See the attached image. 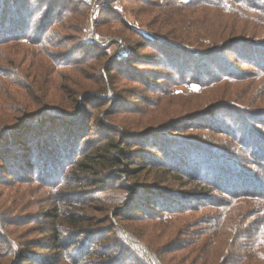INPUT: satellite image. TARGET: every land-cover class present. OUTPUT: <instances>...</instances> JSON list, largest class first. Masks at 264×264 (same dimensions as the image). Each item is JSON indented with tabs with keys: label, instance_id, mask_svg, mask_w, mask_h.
<instances>
[{
	"label": "rangeland",
	"instance_id": "374dc122",
	"mask_svg": "<svg viewBox=\"0 0 264 264\" xmlns=\"http://www.w3.org/2000/svg\"><path fill=\"white\" fill-rule=\"evenodd\" d=\"M171 1L30 0L27 34L0 42V124L3 118L6 124L14 122L19 108L29 113L44 105L76 114L70 122L79 121L78 131L81 120L94 115L98 125L81 131V149L87 147L89 153L94 143L122 133L115 139L139 149L141 157L133 163L145 169L133 179H108L101 173L100 182H110L108 191L95 187L87 173L79 178L60 159L57 175L54 162L47 164L48 174L37 168L0 177V264H154L157 249L163 251V264H264L263 149L246 144L244 136L253 133L258 138L251 141L264 145V0H173L175 10L170 11L165 3ZM152 32L169 39L178 34L177 42L171 41L176 47L164 41L159 48L150 45L145 34ZM208 35L222 40L212 43ZM239 39L259 48L255 52L261 55L251 61L250 46ZM229 40L236 46L216 52L213 60L225 61L230 70L202 60L206 73L195 76L187 48L211 51ZM173 50L188 59L180 72L165 60ZM38 133L48 140L54 129L23 127L7 133L0 152L37 159L42 148L34 150L31 143ZM196 151L220 161L222 187L227 189L229 180L237 186L222 190L204 171L199 177L196 171L188 176L177 169L180 179L168 177L164 154ZM196 154L198 159L201 153ZM128 183L151 194L133 200L126 212L118 197L129 201L123 191ZM201 185L207 186L204 193L185 198ZM76 189L81 190L75 194ZM170 192L175 208L189 209L144 214L133 209ZM71 206L81 221L92 217L94 223L70 227L63 237L75 245L68 250L39 249L38 231L58 224L69 227L50 215L61 207L62 213H71ZM118 208L131 218L113 217L111 211Z\"/></svg>",
	"mask_w": 264,
	"mask_h": 264
},
{
	"label": "trees",
	"instance_id": "16d2710c",
	"mask_svg": "<svg viewBox=\"0 0 264 264\" xmlns=\"http://www.w3.org/2000/svg\"><path fill=\"white\" fill-rule=\"evenodd\" d=\"M30 2V0H23L22 2H18L17 0H3L2 4H0V42H6L10 39H14L16 38L18 35L22 36L24 34H27V31L30 28V23H31V17H29L28 15H25V12L27 11L26 6L27 4ZM166 7L170 8V11L175 10V7H171L173 6L175 3L172 0L171 3L168 2L165 3ZM212 4V3H211ZM242 5H245V3L243 2ZM188 7V6H187ZM27 13V12H26ZM26 16V17H25ZM207 24V22H206ZM157 31H159L158 29H156ZM220 30H224V28L220 29ZM140 37L144 36L143 33L138 34ZM145 38L152 44V46H154L155 48H159L158 44L161 41L170 43L171 46H175L173 43H171V41H175L177 42V39H179L178 34H171V38H161L157 33L152 32V33H146L145 34ZM208 39L210 40V42L214 43L217 41L222 40V38H215V36L213 35H208ZM182 41V40H181ZM236 42H240V44L243 45H248L250 46V50L248 52V55H250L251 61H254L257 56V52H255L256 49L259 50V48H255L250 45L246 40L244 39H239ZM234 40H229L225 45L221 46V48H218L217 46L214 48V50H208V51H198V50H191L189 48V66L190 64H192V68L194 70V74L195 76H197L198 74H205L206 72H204L203 70H201V68H205L203 61L202 60H206V61H211L212 64H214L218 70H221L224 72V70L229 71V67L226 64L225 61L223 60H216L214 61V57L216 55V52L220 51V50H224V49H230V48H234L235 43ZM176 47V46H175ZM170 48V47H168ZM179 48V47H178ZM193 51V52H191ZM191 52V53H190ZM235 52V51H234ZM252 53H255L254 55H252ZM215 54V55H214ZM236 54V52H235ZM199 55L203 56V57H199ZM213 55V56H211ZM127 56V54H125V57ZM205 56V57H204ZM124 59V58H123ZM243 59L246 61L247 58L243 57ZM165 60H167L166 62L171 64L172 66H174V68L176 70H179L183 67L188 66L185 59V57L183 55H180L177 53L176 50H173V53H170L169 55L165 56ZM249 61V62H251ZM165 62V63H166ZM132 63H135L132 61ZM155 64H160L158 62H156ZM116 70V69H115ZM180 72V70L178 71ZM193 73V71H191V74ZM193 76V79H196V77ZM155 82V81H154ZM77 96V95H76ZM77 98V97H75ZM75 100V99H74ZM76 101V100H75ZM69 105V103H68ZM76 104H73V108ZM70 106V105H69ZM59 108H50L47 105H44L43 107H41L40 109H38L37 111L35 110V112H29L26 113L27 111H25V108H19L18 112L21 113V115H18L17 117L14 118V122L10 123V124H6L9 121H7L6 119H1V121H4V124H0V143H1V139L4 138L7 133H14L17 130L26 127V130H49L52 131L54 129V135L53 137H50V139L46 140V137H43L41 135H39L38 133V137H35L32 140V145L34 146V150H36V148L38 146H40L42 149L41 151L38 153L39 156L37 159H35L36 155V151H34L33 153V157L31 156H27V158L22 157L20 154V156H10L8 153H2L0 152V177H16L18 174L19 175H23L24 173H31L32 170H35L37 168H46L47 164L48 166H50L52 163L55 162V169L52 170V172H54L55 170V174H59V170L56 169V167L58 166V163L56 161H58V159H60V161L62 162H66V164H68L69 166L67 168L70 169H75L79 174L78 177L79 178H84V176H80V174L82 173H87L89 176H91V179L93 180V185L95 187H104V188H100V191H108L109 190V186L110 182H108L106 179H103L102 182H100V180L98 179L99 175L102 173L104 175L105 178L108 177V179H112L113 177H117L118 180H120L121 178H130L133 179L135 178L140 172H142V170L145 169H140L134 166V159H140L142 152L139 151V149H131L129 146H127L128 143H126L124 140L121 141H117L115 138H119V136L122 134H114V135H109L106 136L105 134V139L102 141H99L97 143H94L92 146L88 147L89 149H91V151L89 153H85V149H87V147H85V149H81L80 147V142L81 140L84 138V135L82 134L83 132H85L86 129H93L95 127V123L98 125V121H95V117L96 116H91L89 121H86L85 118H83V120H81V126H80V131H78V129H76V125L79 121H76L75 123H71L70 121H75L76 120V114L69 116V114H67L66 111H64L63 109ZM1 111V110H0ZM24 113V114H23ZM68 121H65V120ZM16 122V123H15ZM37 123L38 126L36 128H33L34 126L31 127H27L30 126L32 124ZM56 123V125H55ZM93 124V126H92ZM51 126V127H50ZM89 126H92L91 128H88ZM50 128V129H48ZM224 129L226 130L227 128L224 127ZM97 130V129H96ZM228 130V129H227ZM83 131V132H81ZM114 136V137H112ZM245 136V142L246 144L250 145V146H254V149L257 148H261L263 149V153L262 156H264V145H260L258 146L257 143L252 142L251 140L255 139L257 141V136L255 134H250V136L248 137V132H246L244 134ZM133 139V138H131ZM243 138H241L242 140ZM46 140V141H44ZM85 140V139H84ZM244 140V139H243ZM244 142V143H245ZM80 143V144H79ZM28 144L27 145H31ZM45 146V148H44ZM88 149V150H89ZM178 152V151H177ZM196 153H201V155L199 156V158H195L198 156ZM192 152V154L188 155V154H184V153H176L175 156L173 154H164L163 157L166 159L165 166L163 168L165 169V173H167L170 176H174L178 179H180L178 176L181 175L178 171L183 170V172L185 174H190V172H197L198 176L200 177V173L201 171L203 172H208L211 173V175H213V177H215V179H211L214 180L216 182L221 183V188L222 190H231L234 187L237 186V183H233V181L229 180L228 181V187L227 189L222 187L223 184V175L225 174V172L220 173L219 172V166L216 165L217 161H214L213 157H210L208 154L205 153V155L201 152V151H196ZM29 155V154H27ZM205 156V157H203ZM12 157V159H11ZM133 158V159H132ZM220 162V161H218ZM5 164V165H4ZM150 166V168L154 167L156 168L157 166L154 165V163H149L148 164ZM159 165V164H157ZM218 166V168H217ZM221 166H223V164H221ZM48 167L45 169L46 174H48L47 171ZM179 169V170H177ZM224 170H226V173H229V175L233 174L232 172H230L228 170V168L224 167ZM177 171V172H175ZM179 173V174H178ZM192 174H190L191 176ZM219 175L217 178L216 176ZM228 175V176H229ZM189 176V175H188ZM205 177V176H203ZM207 177V176H206ZM205 177V178H206ZM204 178V179H205ZM1 180V179H0ZM78 181L80 179H77ZM82 180V179H81ZM206 180H210L207 179ZM205 180V182H206ZM254 182H257V179L254 180ZM227 184V183H225ZM244 185V184H242ZM226 186V185H224ZM249 187V188H253L251 185H245V187ZM259 187V186H258ZM207 186L206 185H201V187L195 189L193 192H186V196L185 198L188 199H195L197 196L201 195L202 193H204V191L206 190ZM220 188V189H221ZM254 188L257 189V186H255ZM253 188V189H254ZM79 190L81 189H76L73 192L75 194H77L76 192H79ZM123 191L126 194H129V201H125L123 196H119L118 198L121 200L119 202L118 205H122L123 207H125L126 212H128L127 210V205L132 204L133 200L138 201V199L146 192L147 194H151L149 192V190L142 192L140 187L137 185H131V184H127L126 187L123 189ZM72 192V193H73ZM142 192V193H141ZM149 192V193H148ZM125 194V195H126ZM170 195L175 196L173 192H170L167 197L165 199H150L147 198L145 199V201L143 202L144 207L142 208L141 206H133L134 211L137 212H141V213H146L148 211H155L157 209H160V211H170V210H179V209H189L190 206L184 205V207H180V208H175L176 204L172 201V199H170ZM171 196V197H172ZM186 199H183V201ZM135 201V202H136ZM134 202V203H135ZM163 206V207H162ZM183 206V205H182ZM130 207V206H128ZM61 212H57L56 214L52 213V215H50V217H54L57 216V218L65 221L69 227H63V225L58 224L57 227H42V229H40L38 232L41 234V237L37 240L38 242V248L39 249H52V248H56V249H60V248H65L66 250L74 247L75 245V240H70L64 239V235L69 231L70 227H77L76 225L82 226L83 224H90L91 222L94 223V220L92 217H89L88 219H86L85 221H81L78 217V215L76 213H74V208L73 206H71L72 208V212L71 213H62L63 210H65V207H61ZM121 208L113 209V211H111L113 213V217L116 218H121L123 221H127L129 220L128 218H131V215H127V213L125 212V210H123L122 212H120ZM91 238V237H89ZM93 238V237H92ZM96 239V238H95ZM95 239L93 240L92 243L95 242ZM67 241H69L67 243ZM160 249H157V254L155 255L153 261L155 260L154 264H163L164 263V258L160 257V254L163 251H158ZM87 251V250H86ZM89 254H93L90 252ZM29 256H34L35 254H30L28 252ZM148 255V253L146 252V256ZM150 257V255H148ZM153 256V255H152ZM151 259V258H150Z\"/></svg>",
	"mask_w": 264,
	"mask_h": 264
}]
</instances>
